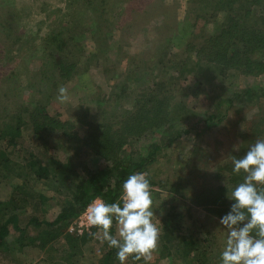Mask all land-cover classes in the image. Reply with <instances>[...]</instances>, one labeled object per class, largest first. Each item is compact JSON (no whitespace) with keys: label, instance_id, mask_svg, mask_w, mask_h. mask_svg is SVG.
<instances>
[{"label":"trees","instance_id":"1","mask_svg":"<svg viewBox=\"0 0 264 264\" xmlns=\"http://www.w3.org/2000/svg\"><path fill=\"white\" fill-rule=\"evenodd\" d=\"M191 1L197 3L189 12H193L191 22H177L173 35L165 38L168 44L165 57L168 59L153 60L149 66L157 74L151 84L132 89L126 83L122 84L113 98L110 95L104 98L97 90L90 92V100L96 108L92 116L83 108L71 118L61 119L58 114L47 113L46 106L57 88L79 82L81 76L87 75L88 67L98 61L103 73L108 75L106 78L116 75L113 60L119 52L109 32L108 18L100 15L86 21L79 15L73 17L59 28H51L45 35L47 40L42 42L40 39L41 43L29 52L40 61L38 70L26 76L25 84L20 87L13 85L12 88H18L15 95L5 100L0 95L2 250L23 251L25 247H36L49 252L39 264H86L80 263L77 257L82 256L83 246L93 241L97 247L88 251L92 260L88 264H119L116 249L101 242V233L96 227L76 236L67 231L70 222L94 197L108 203L119 201L122 183L128 175L147 173L154 164L157 167L155 176L158 175L166 167V164H159L163 146L189 134L200 123L202 131L222 122L226 109L240 99H253L258 92L264 96L262 87L249 85L241 92L228 91L229 95L224 96L223 102L217 106L212 100L214 94L225 91L222 88L212 83L207 87L196 84L194 89L179 85L187 77L185 73L193 67L211 68L213 78L218 76V79L232 78L235 72L250 81L264 75V0ZM2 4L3 8L7 7L6 2ZM102 5L95 2L89 7L93 13L99 14L103 13ZM3 8H0V34L6 38L11 32L12 37L19 39L15 54L6 58L5 64H8L22 51L24 34L28 35L31 30L13 33L16 26L11 24L14 14ZM219 13L222 16L220 21L217 20ZM199 19L205 23L216 22L217 26L213 32L190 43V38L198 37L192 36L191 27ZM38 33L36 30L29 37H38ZM87 42L92 43L93 52L85 51L83 46ZM14 75V71L9 73L8 83L14 84ZM12 88L6 85L5 90L12 92ZM23 88L29 89L25 98L21 97ZM195 92L209 97L211 104L205 112H196L189 106L187 99ZM190 121L192 125H189ZM171 130L174 134L164 145L155 144L150 149L136 146L137 141L149 132L162 134ZM29 134L36 141L32 150L23 146ZM42 154L44 159L40 156ZM168 176L162 186L161 181L148 175L152 194L155 187L173 193V189L167 186L170 182ZM195 179L199 185H192V198L200 195L199 200L205 202L207 185L200 177ZM34 182H40L47 190L41 186L36 189ZM240 182L234 181L235 185L222 188V193L212 198L215 203L226 206L224 214L231 203L226 194ZM174 201L172 197L162 215H156L158 209L153 205V221L160 229L153 262L172 258L179 264H218L220 250L215 251L214 238L208 239L210 230L206 226L198 229L195 225L186 226L185 216H190V209L185 204L181 208ZM112 234H116L115 223ZM201 234L205 235V245L204 239L198 236ZM55 243L65 247L63 255L58 258L50 253Z\"/></svg>","mask_w":264,"mask_h":264},{"label":"rangeland","instance_id":"2","mask_svg":"<svg viewBox=\"0 0 264 264\" xmlns=\"http://www.w3.org/2000/svg\"><path fill=\"white\" fill-rule=\"evenodd\" d=\"M5 2L7 7L3 8L4 4L2 3ZM95 2L103 4L101 7L103 13L92 12L89 5L93 7ZM196 4V1L191 0H0V8L14 14L11 24L16 26L13 28V33L14 31L31 30L28 35L24 34L25 43L22 51L17 54L18 56L14 61H10L8 64H5L6 58L15 54L19 39L12 37L10 31L6 38L0 34V95L3 100L9 98L10 95H15L18 88H12L13 85L18 87L22 83L25 84L26 76H30L32 72L38 70L40 61L29 52L35 45L41 43L40 39L42 42L47 40L45 35L51 28H59L61 24L78 15L86 21L103 15L110 22L109 32L118 47L119 53H116L113 60L116 64L113 67L116 75H111L110 79L106 78L108 75L103 73L101 63L97 59V64L89 66L87 75L81 76L79 82L63 87L67 90V99L63 102L57 99L58 90L61 88L59 87L52 93L51 101L46 106L47 113L50 115L58 114L61 119L71 118L83 108L88 109V115L92 116L96 108L90 100V92L93 93L97 90L100 92V96L106 98L110 95L113 98L122 84L126 83L129 89L151 84V79L157 75L155 70L151 71L149 68L151 62L158 59H168L165 57L168 48L165 38L168 39L169 35H173L174 25L177 22H191L193 12H189L193 10V6ZM186 15H189L188 18ZM217 16V20L220 21L222 19L221 13ZM215 23L212 21L205 23L201 19L196 21L191 30L193 29L192 36L198 37L190 38V43L200 40L203 34L213 32L217 26ZM36 30L40 37L32 38L34 35L29 37ZM98 31L101 29L99 28ZM91 45V42H87L83 46L87 53L93 52L94 48ZM25 53L28 54L25 56ZM11 71L15 72L13 80L16 81L14 84L8 83L9 80H7ZM189 71L185 73L187 77L181 80L179 85L185 89H194L196 84L207 87L212 83L211 85L214 84L217 88H222L225 91H220L219 94L217 92L214 94L213 100L211 99L217 106L223 102L224 96L229 95L228 91L230 90L241 92L249 85H259L264 89V75L255 81L251 80L253 81L251 82L236 72L232 78L219 77L218 79V76L213 78L214 71L211 68L193 67ZM6 85L11 86L12 92L5 90ZM28 92V88H23L21 97H27ZM187 102L199 113L208 110L209 104H211L209 97L202 96L201 92L192 94L191 97H188ZM189 125H192L191 121ZM201 129L202 124L200 123L192 128L189 134H184L170 145L163 146L159 164H166V167L162 168L164 170L155 176L154 171L157 167L154 164L149 167L146 174L150 175L152 179L154 178L155 181H161L162 186H164L168 174L170 182L167 186L168 189H173V193H171L155 187L152 198L153 205H156L158 209L156 215H162L167 209L169 200L174 197V202L179 204L181 208L185 204L190 209V216H185V225L188 227L195 225L196 229L206 226L210 230L207 234L208 239L214 238L215 251L219 252L220 250L219 253H221L226 232L219 226L218 220L227 208L222 203H215L212 198L218 197L223 191L222 188L235 185L234 181L243 180V173L234 174L230 170L233 157L240 158L257 139H264V96L258 92L253 99H240V101L234 102L226 109L222 122L206 130L201 131ZM78 131L82 133V129ZM167 132L162 134L149 132L137 141L136 146L143 145L146 149H150L155 144L164 145L168 138L174 134L173 130L170 133ZM35 143L32 135L29 134V138H25L23 146L32 150ZM40 156L45 158L44 154ZM195 158H198L197 161ZM199 177L207 185V191L205 190L207 201L205 202L199 200L200 195H196L197 198H192L194 194L192 185H199L195 179ZM33 185L36 189L41 186L47 190L40 182H34ZM167 186L165 187L167 188ZM196 199L199 202L196 201L195 203ZM198 236L202 239L205 235ZM203 239V245H205L207 241L205 238ZM60 243L62 244V241ZM83 247L82 256L77 257V259L80 263L82 261L88 264L92 261L88 256V251L91 247L96 249L97 246L91 241ZM53 249L50 253L58 258L63 255L65 247L55 243ZM47 254L49 252H42L36 247H25L23 251L13 249L11 252H6L0 248V264H39L38 262L43 260ZM153 258L154 256L151 255L148 264H179L177 260L173 261L172 258H163L154 263ZM132 262L133 260H129V264ZM218 262L220 264V259ZM135 264H145V262L142 260Z\"/></svg>","mask_w":264,"mask_h":264},{"label":"clouds","instance_id":"3","mask_svg":"<svg viewBox=\"0 0 264 264\" xmlns=\"http://www.w3.org/2000/svg\"><path fill=\"white\" fill-rule=\"evenodd\" d=\"M58 93V100L67 99L65 88ZM232 171L243 173V180L226 194L231 203L218 220L226 232L220 264H264V139H257L240 158L233 157ZM121 187L119 201L97 198L87 206V222L101 233L102 243L116 249L119 264L141 259L148 264L160 234L153 221L149 177L143 172L132 173Z\"/></svg>","mask_w":264,"mask_h":264},{"label":"built area","instance_id":"4","mask_svg":"<svg viewBox=\"0 0 264 264\" xmlns=\"http://www.w3.org/2000/svg\"><path fill=\"white\" fill-rule=\"evenodd\" d=\"M121 197V195H120ZM119 197V199H120ZM100 198V197H94L85 207L84 209L70 222V224L67 227V231L70 234H74L76 236L82 235L84 232H88L91 228L94 226H91L87 222V218L85 215V209L87 206L95 199ZM101 199V198H100Z\"/></svg>","mask_w":264,"mask_h":264},{"label":"crops","instance_id":"5","mask_svg":"<svg viewBox=\"0 0 264 264\" xmlns=\"http://www.w3.org/2000/svg\"><path fill=\"white\" fill-rule=\"evenodd\" d=\"M160 212H162V211H160ZM152 255H153V253H152ZM142 260H143V259H141V260H138V261H142ZM133 262H137V261H133ZM133 262H132V263H133Z\"/></svg>","mask_w":264,"mask_h":264}]
</instances>
